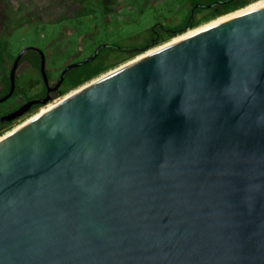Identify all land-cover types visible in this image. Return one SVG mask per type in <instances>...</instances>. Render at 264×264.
I'll return each instance as SVG.
<instances>
[{
	"label": "water",
	"instance_id": "obj_1",
	"mask_svg": "<svg viewBox=\"0 0 264 264\" xmlns=\"http://www.w3.org/2000/svg\"><path fill=\"white\" fill-rule=\"evenodd\" d=\"M27 49L47 80L44 51L26 45L0 101ZM0 264H264V4L132 57L2 133Z\"/></svg>",
	"mask_w": 264,
	"mask_h": 264
},
{
	"label": "rangeland",
	"instance_id": "obj_2",
	"mask_svg": "<svg viewBox=\"0 0 264 264\" xmlns=\"http://www.w3.org/2000/svg\"><path fill=\"white\" fill-rule=\"evenodd\" d=\"M186 1L188 0H117L116 2L120 3H117L115 7L108 10L106 15L97 11L96 13H82L72 18L58 21L39 20L37 23L30 25H20L19 18L12 17L9 29L4 32L5 35H7L8 41L7 52L15 56L22 47L26 45H36L44 51L46 70L50 71L53 68V72L55 73V68L61 66L67 60H81L92 54L95 48L101 44L105 45L108 43L116 47L125 45L131 46L135 43H139L147 34V28L155 23L158 22L164 25H171V20L175 16L178 15L179 20L185 17L188 13ZM258 1L261 0H250L249 2L256 3ZM2 8L3 7L0 5V35L2 31L3 15L6 17ZM207 23H205V21L201 22L202 25ZM2 35L4 34L2 33ZM179 35H181V33H177L175 37ZM170 39L167 40V42L172 40ZM167 42L165 41L162 43L165 44ZM158 46H160V44L156 45V47ZM150 48L153 49L155 46ZM150 48L149 50H151ZM27 51L28 50H26V52ZM114 52L115 53L111 55L112 59H115L116 55L114 54L118 51ZM119 53H121V51ZM29 55H33V53H28L27 58ZM132 57L135 58L136 56ZM130 58L122 60L115 66L120 63H125V61ZM22 62H20L16 68L15 83H17L19 87L25 88L26 91L30 93V82H37L41 79L40 68L37 65H28L26 62ZM10 65L11 61L6 57L5 68L7 69ZM25 66L27 69L22 71ZM115 66H111L99 75L114 69ZM95 77L92 78L95 79ZM85 82L89 83L90 81L88 82L87 80ZM80 87L81 84L65 91L64 94L55 97L50 103L56 102L66 96L65 94H68V92L70 93ZM3 91L4 87L2 89L0 88V95ZM18 91H22V89L19 88ZM14 99L15 95L10 96L6 100L0 102V106L5 107V105L14 102ZM47 105H42L14 119L13 123L4 129V132L9 131L12 127L17 126L33 114L42 111Z\"/></svg>",
	"mask_w": 264,
	"mask_h": 264
},
{
	"label": "trees",
	"instance_id": "obj_3",
	"mask_svg": "<svg viewBox=\"0 0 264 264\" xmlns=\"http://www.w3.org/2000/svg\"><path fill=\"white\" fill-rule=\"evenodd\" d=\"M249 1L250 0H207V2L211 4L209 7V11L199 19L193 20L189 17L188 14L180 21L173 22L171 25H168L170 26V28H164V24H162L163 27H159L162 25L157 22L151 27L147 28V34L144 36L142 41L131 46L125 45L115 47L112 44L106 43L105 45L99 47L96 55L91 60L80 63L77 66H73L68 69V74L71 75L70 81L67 87L64 90L60 91L59 94H64L65 91L80 84L81 86L84 85L85 83H87L85 81L88 80L89 82L93 80L94 78L92 77L99 75L101 72L107 70L111 66H115L117 63L121 62L124 59L139 55L150 47H154L157 44L169 40L170 38L172 39L177 35V33L182 34L186 32V30H188L187 27L191 29L199 27L200 25L204 24H201L202 21H205V23H207L216 19L217 17L246 7L248 6V4H250ZM113 2L114 0H111L109 2H105L104 0H0V5L3 7L2 11L6 14V17L3 15L2 31L0 35V69H2L1 71L4 75V79L2 81L4 87L3 93L8 90L10 85L9 67L7 69L5 68V59L6 57H8L12 63V60L15 57L14 55L8 54L7 52L8 41L7 35H5L4 33L9 29L12 17H17V19L19 18L20 25L35 24L39 20L58 21L66 18H72L82 13H96L98 11L99 13L103 14L101 9H106L108 11V7ZM204 7L208 6L204 5L200 8H196V10L199 11ZM103 12L105 13V10H103ZM2 33L4 35H2ZM27 50L28 51L25 52L24 55L20 58L19 63L21 60L27 58L28 53H33V55H29L28 59L31 64L37 65L39 67V52L35 49ZM114 51L118 52L114 54L116 55L115 59H112L111 55L115 53ZM120 51L121 53H119ZM19 88L22 89V92L27 93L26 90L24 91L21 86L19 87L17 83H15L14 92L11 96L18 92ZM41 106L42 104L40 103L35 104L33 105V108L29 109L27 112H31L32 110L37 109ZM13 121L14 120L5 121L0 124V135L4 132V129L6 127L13 123Z\"/></svg>",
	"mask_w": 264,
	"mask_h": 264
},
{
	"label": "flooded vegetation",
	"instance_id": "obj_4",
	"mask_svg": "<svg viewBox=\"0 0 264 264\" xmlns=\"http://www.w3.org/2000/svg\"><path fill=\"white\" fill-rule=\"evenodd\" d=\"M105 2H109V1H111V0H104ZM219 2V1H218ZM117 3H120V2H116L115 0H114V2L112 3V6H111V4H110V6L108 7L109 8V10L110 9H112V7H115L116 6V4ZM204 5H207L208 7H204V8H202L201 10H199V11H197L196 10V8H200V7H202V6H204ZM210 5L211 4H209L208 2H207V0H188V1H186V8H187V10H188V13L186 14V15H188L189 14V17L191 18V19H193V20H196V19H199V18H201V17H203L208 11H209V7H210ZM103 10H105V13L103 12ZM101 11H102V13L104 14V15H106L107 14V10L106 9H101ZM182 19V18H181ZM180 19V20H181ZM175 20V21H174ZM179 19H178V15L177 16H175L172 20H171V22L173 23V22H178V21H180ZM159 24H163V23H159ZM158 24V25H159ZM159 27H163V25L162 26H159ZM164 28H170V26H168V25H164ZM189 29H191V28H189ZM188 29V30H189ZM188 30H186V31H188ZM167 42V41H166ZM163 44V43H162ZM161 45V44H160ZM156 47V46H155ZM153 48V47H152ZM151 49V48H150ZM149 50V49H148ZM147 51V50H146ZM145 51V52H146ZM26 51H24V53H25ZM24 53L22 54V56L24 55ZM141 54V53H140ZM21 56V57H22ZM138 56V55H137ZM136 56V57H137ZM26 62L28 65H31V63H30V61H29V59L28 58H25V59H23V60H21L20 62ZM22 62V63H23ZM70 62H73L72 60H67L64 64H62L61 66H59V67H56L55 68V73L53 72V68L50 70V71H47L46 70V75H47V80L45 81V79L43 78V76H42V74H41V79L39 80V81H37V82H35V81H31L30 82V84H29V86H30V93H28L27 91V93H25V92H22V91H18L17 93H15L14 95H15V99H14V102H12V103H9V104H7V105H5V107H2V106H0V115L1 114H4V113H6V112H9V111H11V110H13V109H15L16 107H18L19 105H21V104H23V103H25V102H27L28 100H31V99H38V100H40L41 98H43L44 96H46V95H49V96H56V95H58L59 94V92L60 91H62V90H64L66 87H67V85H68V83H69V81H70V76L71 75H69L68 74V69L70 68H68L65 72H64V74H63V77H62V79L61 80H59L60 79V75H61V72H62V70H63V68L68 64V63H70ZM108 62V61H107ZM9 68H10V66H9ZM27 68H26V66L22 69V71H25ZM3 79H4V75H3V72L0 70V84L2 83V81H3ZM26 89L24 88V91H25ZM14 92V91H13ZM4 94V93H3ZM3 94H1V95H3ZM13 94V93H12ZM11 94V95H12ZM0 95V96H1ZM10 95V96H11ZM61 95V94H60ZM9 96V97H10ZM59 96V95H58ZM8 97V98H9ZM57 97V96H56ZM55 98V97H54ZM53 98V99H54ZM7 99V98H6ZM5 99V100H6ZM4 101V100H3ZM0 102H2V101H0ZM40 103V101H36V102H32L31 104H30V106L27 108V110L24 112V113H26L29 109H31V108H33V105H35V104H39ZM41 104V103H40ZM43 105V104H42ZM23 113V114H24ZM22 114V115H23ZM21 116V115H20ZM20 116H18V117H16V118H13V119H10V120H7V119H5V120H2V121H0V124L1 123H3V122H5V121H12V120H14V119H17V118H19Z\"/></svg>",
	"mask_w": 264,
	"mask_h": 264
},
{
	"label": "bare ground",
	"instance_id": "obj_5",
	"mask_svg": "<svg viewBox=\"0 0 264 264\" xmlns=\"http://www.w3.org/2000/svg\"><path fill=\"white\" fill-rule=\"evenodd\" d=\"M261 4H264V0H261V1H258V2H256V3H250V5H248V6H246V7H243V8H240V9H238V10H235V11H233V12H230V13H228V14H225V15H223V16H220V17H217L215 20H213V21H211V22H209V23H207V24H205V25H202V26H200V27H196V28H193V29H190V30H188V31H186V32H184L183 34H181V35H179V36H177V37H175L174 39H172L171 41H174V40H177V39H179V38H181V37H183V36H185V35H188V34H190V33H192V32H195V31H197V30H199V29H201V28H204V27H206V26H208V25H211V24H213V23H215V22H217V21H219V20H222V19H224V18H226V17H229V16H231V15H233V14H236V13H239V12H241V11H244V10H247V9H250V8H253V7H255V6H258V5H261ZM189 29V28H188ZM171 41H169V42H171ZM169 42H167V43H169ZM167 43H165V44H167ZM162 45H164V44H161L160 46H162ZM160 46H158V47H160ZM158 47H155V48H153V49H151V50H147L148 52H150V51H152V50H154V49H156V48H158ZM146 51V53H148ZM144 54H146L145 52H143ZM140 54V55H138L137 57H135V58H138V57H140V56H142V55H144V54ZM113 70V69H112ZM111 71V70H110ZM109 72V71H108ZM85 85V84H84ZM83 86V85H82ZM77 90V89H76ZM75 90H73L72 92H74ZM72 92H70V93H68V94H65L66 96L67 95H69V94H71ZM65 97V96H64ZM63 98V97H62ZM61 98V99H62ZM51 100H53V99H51ZM51 100H49V101H47L46 103H44L43 105H47L48 103H50V101ZM60 100V99H59ZM58 101V100H57ZM56 101V102H57ZM55 103V102H54ZM53 103H50L49 105H47V106H45L43 109H45V108H47L48 106H50V105H52ZM42 109V110H43ZM38 113V112H37ZM36 114V113H35ZM35 114H33V115H35ZM32 115V116H33ZM1 137V136H0Z\"/></svg>",
	"mask_w": 264,
	"mask_h": 264
},
{
	"label": "crops",
	"instance_id": "obj_6",
	"mask_svg": "<svg viewBox=\"0 0 264 264\" xmlns=\"http://www.w3.org/2000/svg\"><path fill=\"white\" fill-rule=\"evenodd\" d=\"M2 87H3V84L1 83V84H0V88L2 89Z\"/></svg>",
	"mask_w": 264,
	"mask_h": 264
}]
</instances>
